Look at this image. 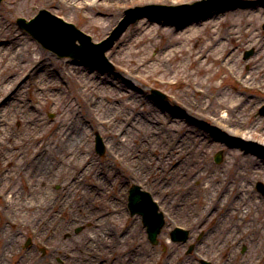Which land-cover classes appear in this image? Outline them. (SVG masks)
Instances as JSON below:
<instances>
[{
	"label": "rangeland",
	"instance_id": "1",
	"mask_svg": "<svg viewBox=\"0 0 264 264\" xmlns=\"http://www.w3.org/2000/svg\"><path fill=\"white\" fill-rule=\"evenodd\" d=\"M194 1L196 0H182L176 3H192ZM73 2H76V4L72 5ZM152 3L176 4L173 0H88L86 4H83L81 0H2L0 2V23L16 36V41L18 42L16 49L21 51L19 57L14 59L15 65L11 69L12 71H9L11 75L7 79L8 82L1 84V86H8L6 94L9 96L3 99L4 102L0 105V119L2 120L0 128H3V131L0 130V264H27L28 251H39L40 247L46 243L51 246L50 250H52L53 246L59 245L56 250L57 256L64 259L66 254L70 253V250L76 249L75 247L79 240L83 239L87 234L89 235L91 231L100 230L103 226L113 225L112 227L116 231L118 227L121 231L126 229L127 237V231L130 228L128 226L129 222L132 224L134 221L138 223L135 238L138 241L141 240L150 250L151 260L145 257L146 260L143 261V264H199L200 262L194 250L199 253L202 252L209 257V260H212L211 264H231L224 260L228 259L227 255H232L233 249L245 255L253 251L252 248L256 243L255 241L245 240V242L238 244L235 240H232V244L228 246V250L225 251L221 260L218 252L221 251L224 243L222 239H224L225 233L230 228L233 229L230 234L238 231V229H234L231 226V224L237 223L238 220L235 222L234 219H230L223 212L216 215L215 210H212L207 202L204 204V201H200L196 205L199 207L198 210L203 207L201 209L203 212L202 219H194L196 214L189 209L190 207L184 206L185 208H183V205L174 204L173 199L176 196L171 197L162 194L164 189L161 185L164 184L153 183L151 179L144 176L146 173L148 174V170L140 162H137L136 166H133L135 162L132 163L133 165L130 164L129 159H120L121 161L118 162L117 157L122 158L120 156V153L122 155L120 148L123 145L120 144V141L112 138L113 134H119L120 127L121 129L123 128L121 126L124 125L122 119L132 114V108L126 106L128 104L131 106L136 105L138 108L150 105V108L156 111L147 114L146 118H143L145 111L133 110L136 122L132 119L131 123L136 128H138V124L139 128L143 129L144 136L146 134L145 123H151L157 127L162 126L163 114L168 115V111H161L162 108L168 109L174 108L175 105L177 106L179 104L176 101L177 97L187 88L177 77L182 75L185 79H190L187 77V72L193 73V65L181 60L165 63L166 69L164 70L155 68L149 70L148 65L154 59L149 60V63L146 64L147 67H145L139 63L140 60L134 57L128 56L125 58V53L128 52V46L130 48L131 40L140 39L141 44H143L140 46L143 54L155 57L159 53L157 44L159 45L164 41L169 44L173 38L182 37L185 39L188 32L194 31L195 34H192L193 38L191 41L188 42V39H186L183 46L186 49L190 48L198 51L201 48L200 46H203L202 42L208 36L207 33L212 30L216 34L221 28L219 25L220 20L218 22L216 17L223 10H207L205 11L206 14L202 15L204 18L198 17L194 19L196 21L191 20L193 25H191V21L180 26H171L170 23L163 20L138 19L136 23L126 27L114 45L105 52V56L113 64L112 70H93L91 67L70 64L67 61L71 62L70 58H58L54 53L42 48L16 24L17 17L30 19L39 9L45 8L49 12L75 24L79 29L90 34L92 40L97 42L103 39L116 25L123 15V10L127 7ZM100 10H104L103 12H107V14L99 13ZM204 21L208 22L206 26L209 28L207 27L208 29L206 30H204L206 26H202ZM262 25H264L263 22L258 21V30L263 31L262 35L264 37ZM125 40L128 42L125 43ZM35 49L41 52V54L36 55L43 58L39 65L42 67L41 64H43L46 70L38 69L33 71L34 66L37 64L35 53V64L32 66H27L22 60L21 57L27 55L26 50L32 53L31 51ZM247 50H251V55L244 58V53ZM255 52L256 50L252 46L240 47L238 60L243 61V65H241L243 69L245 68L246 60L252 57ZM158 62L163 64L161 61ZM208 64L212 63L209 62ZM216 67L219 68L218 65ZM172 69L177 71L172 72ZM171 76L174 79H171ZM219 76L220 80L214 79L212 84L219 87V83L222 82L230 90L238 88L240 91L236 95H239L240 98H245L247 102L238 106V108L246 110L237 112L235 115L240 114L238 115L239 117L249 118V120L235 118V115L230 113L231 120L225 124V128L231 129V126H236L235 119L243 120L247 123L244 125L246 134L254 140L264 142V137L260 136L258 129L254 128L257 124H261L264 127V114L260 113V108L264 105V92L261 91L262 89L246 87L242 84L243 81L240 77L227 73L224 69L220 70ZM154 78L171 79L175 83L163 85L157 83ZM123 79L129 82L130 88L128 87L124 90L110 83L111 81H122ZM198 79H200V83L195 80L191 84L192 92L190 91V93L194 95H191L190 98L195 103H197L198 99L204 100L202 109H205L209 104L208 101H214V97L218 98V91L210 88L209 81L207 83L204 82V73ZM84 84L86 91L81 90V94L76 95L77 86H83ZM194 84L197 85L195 87L202 86V94L196 91L193 87ZM153 89L163 92L165 98H154L152 96ZM104 90H109L106 93L113 94L118 99L113 101L102 96L100 92ZM60 93H62L64 99L63 101H56L55 98L60 96ZM68 99H70V104L65 106V102ZM0 100L2 101V99ZM54 102H61V104L55 106ZM109 108L111 110L117 108L116 120L111 119L114 115L112 116V111ZM194 109L197 110V108ZM32 112L38 114L41 118L42 127L34 130L36 134L40 132L43 134L41 139L30 136L33 132L29 131L28 125L30 123L28 118H30L29 115ZM198 112L203 115V118L200 117L203 124L212 125L213 120L216 118L214 117L216 113L210 109L207 112L204 110ZM68 117L71 118V121H74V118L78 119V117L81 120H88L84 128L78 129V131H82L81 133L78 132V138L81 139V143L75 145L73 152L70 151V146H62L60 144L66 138H59L58 136L62 124L67 127L66 129H70V126H68L69 121H66ZM106 119L107 121L109 120V123L104 122ZM146 119L155 122L146 121ZM126 126L128 130L119 135V140L124 139L127 132L129 135L134 133L129 137L130 144L128 146L136 150V143L132 145L133 140L138 137L141 138L138 142L143 141L144 136H138L130 124ZM162 129L164 134L167 135L169 133L173 135L178 133L175 123L170 122L168 126H164ZM74 131H77L76 128ZM95 132L102 136L105 143V152L102 156H99L94 150ZM215 138L217 139L214 141L216 142L214 148L205 152L204 158L213 166L216 173H222L221 171H225L231 165V171L224 173L232 175L234 167L232 166L233 159L227 152L229 150L226 151L220 137ZM38 140H41L40 143H43V146L39 145ZM77 140L79 141V139ZM16 143L18 145H15ZM69 143L70 141L66 139V144L69 145ZM31 146H33V151H30ZM42 148L43 152H41ZM49 148L53 149V151L50 152ZM82 150L86 152L81 153ZM218 151L221 152L222 159L217 163L214 161V156ZM250 155L257 159V162L255 161L256 163H254L256 165L245 167L239 172L243 173L246 172V168L248 169L244 179H246L248 188L253 192L254 198L250 202L253 206L257 204L259 207H255L264 212V194L256 188L257 182L264 184V158L255 151L250 152ZM8 156L11 157L8 159ZM82 156L85 158L84 161L80 160ZM8 161L10 164L6 165ZM70 163L76 164L77 168L70 166ZM130 165L131 169L127 171V167H130ZM162 166L163 164L158 165L157 172L161 171ZM116 172L117 175L114 176L113 173ZM131 175L137 177L132 178ZM133 183L140 184L142 189L148 190L151 194H154L155 191L157 196L154 195L159 199L163 205L162 207L170 212V215L168 213L165 216L166 221L157 236L158 243L156 245L148 241L146 229L141 224V216L138 214L131 215L127 212V194ZM159 185L160 188L158 187ZM186 188H189L188 193L190 195H198V190L194 185L187 184ZM9 190L11 192H8ZM1 194H5L7 198H9L10 194L13 195L15 203L24 207L21 210V214L18 215L16 213L15 205L12 206V212H8L5 207L7 203L2 200ZM200 194L204 200H207L211 196L212 191L210 193L201 192ZM217 200L220 199H216V207L219 205ZM27 202L33 204L29 209H25ZM113 206H117L118 213H121L120 216H118V213L114 215L115 217L117 216L115 223L110 219L112 216H107V213L112 212ZM105 214L106 216H103ZM263 216L264 213H260V217L262 218ZM9 219L17 222V225L11 226ZM84 220L89 221L91 223L90 228L94 230L83 228V231L78 235H74L71 232L70 237H64L70 231L72 225L83 223L82 221ZM95 222L102 223V225L94 227ZM225 222L229 223V228L224 226ZM174 223H180L184 227H188L191 238L181 242L179 245L174 242L168 243L167 233L170 228L173 229ZM51 229L56 230L58 240L49 239L50 233H52ZM217 230L223 232L222 239L221 237L218 238V236L216 239L211 238L210 233L214 235V232L218 235ZM28 238L30 240H27ZM75 239H77L76 242H74ZM190 246H192V249L188 252ZM123 250H126L125 243L122 244L121 253H119L115 261H111L114 253L110 257L105 254L98 256L105 258L107 260L106 264H131L126 260V254L123 255ZM258 251L262 250L259 248ZM263 253L264 251L261 254L259 253L260 260L264 256ZM38 254L36 252L34 255ZM177 256H181V259L179 260ZM182 260L184 261L182 262ZM86 264L94 263L88 262Z\"/></svg>",
	"mask_w": 264,
	"mask_h": 264
},
{
	"label": "bare ground",
	"instance_id": "2",
	"mask_svg": "<svg viewBox=\"0 0 264 264\" xmlns=\"http://www.w3.org/2000/svg\"><path fill=\"white\" fill-rule=\"evenodd\" d=\"M181 1L182 0H179L178 2ZM235 3V7L234 5L227 6L219 15L220 17H216L218 22L220 20L219 25L221 28L216 34L210 30V32L207 33L208 36L202 42L203 46H200L201 48L198 51H194L190 48L186 49V47L183 46L186 39H188V42L191 41L193 38L192 34H195L194 31L188 32L185 36L187 38L185 39L182 37L173 38L169 44H166L165 41L161 42L159 45L157 44V51H159V53L155 55V57H150L149 54H143V51L140 48L143 44H141L140 39L131 40V45L130 48L128 46V52L125 53V58L128 56L134 57L140 60L139 63L145 67H147L146 64L149 63V60L154 59L148 65L149 70L152 68L164 70L166 69L165 63H171L174 60H181L193 65V73L189 71L187 72V77L190 79H185L182 75L177 77V79L182 81V84L187 86V88L180 94L179 97L182 101L179 102L175 108H162L161 111H168V115L163 114V124L159 122L162 126L157 127L151 123H145V136L143 129L141 127L139 128L138 125V130L134 129L138 136H144L143 141L138 142V140H141V138L138 137L133 140L132 145L136 143V150L133 149V147L128 146L130 144L129 137L134 133L129 135L127 132L126 137L120 140L119 134L126 132L128 130L126 125H131L132 119L135 120L133 110L140 112L145 111L143 118H146L149 113L156 112L154 109L150 108V105L143 106L142 108H138L136 105H126L132 108V114L122 119L124 125L121 126L123 128L121 129L120 127L119 134H114L112 138L116 139V141H120V144L123 145V149L120 148V151L122 152V155L120 153V156L122 158L117 157L118 162L123 159H129L130 164L135 162L134 165L132 164L133 166H136L137 162H140V164L148 170V174L146 173L144 176L151 179L153 183L156 182L160 185L164 184L161 185L164 189V193L171 197L176 196L173 199L174 204H181L183 205V208H185L184 206L190 207L189 209L194 211L193 213L196 214V217H199L198 220L203 217V212L201 211L203 207L198 210L199 207L196 206L200 201H204V204L207 202L208 206L212 210H215L216 215L223 212L226 216H229L230 219H234L235 222L238 220L234 225L231 224V226L234 229H238V231L230 234V232L233 231V229L230 228L225 233L226 236L224 235V239H222V231L217 230L218 235L213 231L214 235L210 233L212 239H216L218 236V238L221 237L222 242H224L220 252L225 254V251L228 250V246L232 244V240H235L238 244L245 242V240L255 241L256 243L252 248L253 251L250 254L246 253L247 256L245 254H240L233 249L232 255H227L228 259H225L224 261H228L231 264H264V256L260 260L259 255V253L261 254V252L264 251V216L262 218L260 217V213L264 212L258 208L259 206L257 204H255V206L258 207H255L250 202L254 198L253 192L248 188V184L245 181L246 179H244V176L248 173V169L246 168V172H239L245 167L256 165L254 163L257 162V159L252 157L250 152H258L259 155H262L264 158V142L261 140H254L251 136L246 134V128H244V125L247 123L240 119L249 120V118L239 117L238 115L240 114L237 116L235 115L237 112L246 110L238 108L239 105L247 102L245 98H240L239 95H236L240 90L238 88L230 90L229 87L227 88L222 82L219 83V87L212 84L214 79L220 80L219 72L221 69H224L227 73H232L238 78L240 77L243 81L242 84L246 87L250 89H262L261 91L264 92V37L262 35L263 31L258 30V21H264V0H239ZM99 13L107 14V12L101 10ZM205 14L206 12L203 9V11L201 10L197 13L194 19L203 17L202 15ZM192 22L193 21H191V25H193ZM206 23L208 22L204 21L202 26H206ZM207 27L208 26H206L204 30L209 28ZM10 32L9 29L7 30L0 23V99H2V101L0 100V105L4 102L3 99H6L9 96L6 94V92H8V86H1V84H6L8 82L7 79L11 75L9 74V71H12L11 69H13L15 65L14 59L19 57L21 52L16 49L18 46L16 36ZM124 42L127 43L128 41L125 40ZM174 44L175 46H173ZM244 46H252L255 48L256 52L252 57L246 60L244 64L245 68L243 69L241 66L243 65V61L238 60V55L240 47ZM167 48L170 49L166 50ZM25 52L27 55H24L21 58L27 66L35 64L36 59L37 64L34 66L33 71L38 69L46 70L43 64H41L43 68L39 65V62H41L43 58H41V56L37 57L36 55L41 54V52L36 49L31 51L32 53L28 50ZM34 53L36 55L35 59ZM158 61H161L163 64H159ZM209 62L212 64H208ZM217 65L219 68L216 67ZM176 71L177 70L174 71V69H172V72ZM203 73L205 75L204 82L207 83L209 81L210 88L218 91V98L214 97V101H208L209 104L205 109H202V102H204V100L198 99L197 104L190 98L191 95H194L193 93H190V91L192 92L191 84L194 83L195 80L197 83H200L201 81L198 77ZM171 78H173V76H171ZM233 80L236 81L235 79ZM249 82L252 84H246ZM110 83L124 90L129 87V82L125 79L122 81H111ZM81 90H86L85 84L83 86H77L76 95H80ZM108 91L109 90H104L100 93L107 99L113 101L118 99L117 96L106 93ZM204 93L206 92L204 91ZM63 99L64 96H62V93L55 98L56 101H63ZM59 104H61V102H54L55 106H58ZM69 104L70 101L65 102V106H69ZM194 108H197L198 111L204 110L205 112L210 109L212 112L216 113V115H214L216 118L213 120L214 122H212V125L203 124L200 120V117L203 115ZM114 109L111 110L109 108V110L112 111V116L114 115V117L111 118L112 120H116L117 118V108ZM221 109L223 110L222 113ZM230 113H233L235 118L240 119L234 120L237 124L236 126H231V129H226L225 124L231 120ZM29 116L30 118H28V122L30 124L28 127L29 131L33 132L30 136H35L37 139H41L43 135L41 132L37 134L34 133V130L42 127V124L40 123L41 118L34 112ZM74 119V121H71L70 117L66 118V121H69L68 126H70V129H66L67 127L62 124L61 131L58 133L59 138L65 137L70 141L68 145L66 144V139H63L60 144L62 146H70V151L72 152L75 149V145L81 143V139L78 138V132L81 133L82 131H78V129L84 128L88 121L87 119L81 120L79 117L78 119ZM146 121L155 122L149 119H146ZM170 122L173 124L175 123V126L178 128V133L174 135L172 133H169L168 135L164 134L162 127L168 126ZM1 125L2 120L0 119V126ZM75 128L77 131H74ZM254 128L258 129L259 135L264 137V127L261 126V124H257V126L255 125ZM2 129L3 128H0L1 131H3ZM215 137H220L226 151L229 150L227 152L231 156V159H233L232 166L234 167L233 173H231L232 175L225 174L231 171V165H229L225 171H221L222 173H216L213 166L204 158V153L214 148L216 144L214 141L217 139ZM77 139H79V141ZM37 142L40 143L41 140H38ZM15 145L18 144L16 143ZM39 145L43 146V143H40ZM53 149L49 148V151L51 152ZM30 151H33V146L30 147ZM41 152H43V148L41 149ZM82 152L86 151L82 150L81 153ZM10 157L11 156H8V159ZM80 160L84 161L85 158L82 156L80 157ZM9 164L10 162L8 161L6 165ZM160 164H163L162 169L160 172H157L158 165ZM70 166H73L75 169L77 168L76 164L70 163ZM130 169L131 165L130 167H127V171ZM113 174L116 176L117 172ZM131 177L135 178L137 176L131 175ZM187 184L194 185L198 190V195H190L188 193L189 188H186ZM160 185L158 186L159 188ZM210 191H212L211 196L207 200H204L200 193H210ZM8 192L11 191L9 190ZM8 197L9 198H4V201L7 203L5 204V207L8 212H12V206L15 205L16 213H18V215L21 214V210L24 207L15 203L13 195L10 194ZM216 199L221 200H217L219 203L218 207H216ZM32 205V203L29 204L27 202L25 209H29ZM117 213V206H113L112 212L107 213V216L116 215ZM118 214L120 216L121 213L119 212ZM209 214H211V212H209ZM103 216H106V214ZM111 218H113V216ZM11 225H17V222L12 221ZM137 226L138 223L135 221L130 225L128 230L129 236H127V249L123 250L125 254L127 251V259L131 264H143V261L146 260L145 257H148V260H151L148 247L145 246L141 240L137 241L134 238L135 234H137ZM224 226L227 228L230 227L228 222H225ZM102 232L104 234H109L107 231ZM111 238L108 239V242ZM102 241L104 240L101 239V242ZM108 242H106V244H108ZM116 242L112 239L113 247L118 245ZM259 248L262 251H258ZM178 258L179 260L181 259L180 257ZM183 261L184 260H182V262ZM96 262L100 263L98 258L96 259Z\"/></svg>",
	"mask_w": 264,
	"mask_h": 264
},
{
	"label": "snow or ice",
	"instance_id": "3",
	"mask_svg": "<svg viewBox=\"0 0 264 264\" xmlns=\"http://www.w3.org/2000/svg\"><path fill=\"white\" fill-rule=\"evenodd\" d=\"M174 3L178 2V0H173ZM39 26V25H38Z\"/></svg>",
	"mask_w": 264,
	"mask_h": 264
}]
</instances>
